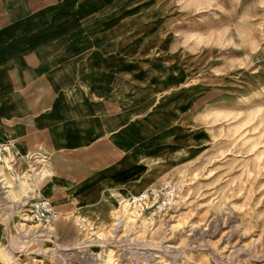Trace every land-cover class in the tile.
<instances>
[{
    "label": "rangeland",
    "instance_id": "rangeland-1",
    "mask_svg": "<svg viewBox=\"0 0 264 264\" xmlns=\"http://www.w3.org/2000/svg\"><path fill=\"white\" fill-rule=\"evenodd\" d=\"M118 6L134 22L120 42L163 73V120L176 127L144 189L176 182L177 201L146 219L134 193L118 195L107 216L66 214L52 240L28 243L14 224L28 234L48 230L20 210L0 211L1 264H12L2 250L10 247L18 264H108L110 255L111 264H264V0L108 7Z\"/></svg>",
    "mask_w": 264,
    "mask_h": 264
},
{
    "label": "crops",
    "instance_id": "crops-1",
    "mask_svg": "<svg viewBox=\"0 0 264 264\" xmlns=\"http://www.w3.org/2000/svg\"><path fill=\"white\" fill-rule=\"evenodd\" d=\"M105 1L0 0V142L48 156L53 176L40 185L55 224L107 216L177 139L163 73L120 42L133 18Z\"/></svg>",
    "mask_w": 264,
    "mask_h": 264
},
{
    "label": "built area",
    "instance_id": "built-area-1",
    "mask_svg": "<svg viewBox=\"0 0 264 264\" xmlns=\"http://www.w3.org/2000/svg\"><path fill=\"white\" fill-rule=\"evenodd\" d=\"M43 154L38 151L31 154L19 152L11 141L0 142V202L6 201L4 205L0 203V211L20 210L22 213L30 215L32 221L40 225L41 228L49 230L59 219L60 212L48 196L35 189L33 195L28 196L24 202H11L8 197L10 182L18 187L27 180H33V172L39 167L40 161L49 159L46 154ZM178 191L179 184L170 181L141 191L134 201L144 215L148 217L161 215L177 201ZM8 216H11V213ZM20 230L23 229L20 228ZM21 233L24 235L25 231L23 230ZM34 236L33 234L29 239H26L29 236L24 237V239L28 242L33 239L38 241H48L49 239L50 241L54 235L53 232H50L48 236Z\"/></svg>",
    "mask_w": 264,
    "mask_h": 264
},
{
    "label": "bare ground",
    "instance_id": "bare-ground-1",
    "mask_svg": "<svg viewBox=\"0 0 264 264\" xmlns=\"http://www.w3.org/2000/svg\"><path fill=\"white\" fill-rule=\"evenodd\" d=\"M31 154V153H30ZM43 154V153H42ZM44 155V154H43ZM30 156V155H29ZM50 164V162H49V159H43V160H41L40 161V165H39V167L36 169V170H34V172H33V174H34V176H33V180L32 181H29V180H27V182H25L22 186H18V187H16V186H14V184L13 183H9V185H8V197L10 196V198L11 199H13L15 202H24V198L26 199L28 196H31V195H33V192H35L34 190L36 189V190H38V192L39 193H41V194H43L42 192H41V189H40V184L46 179V178H48V176H53V170L50 172V169L48 170V165ZM50 177V178H51ZM11 189H16V190H19V191H21V194H22V196H21V198L19 199V200H16V199H14L13 198V196H12V193H16L17 191H15V190H11ZM148 189V188H147ZM144 190H146V189H144ZM11 191H12V193H11ZM141 191H143V190H141ZM141 191H139V192H136V193H134V195H133V200H132V204H133V207L135 208V212L140 216V217H142V218H146V219H148L144 214H143V212L142 211H140V209L138 208V206H137V204L135 203V197L137 196V194L138 193H140ZM16 194H18V193H16ZM31 218V217H30ZM26 220V219H25ZM31 220H32V218H31ZM8 224V227L10 228V227H12L11 226V224H10V222L9 223H7ZM6 224V225H7ZM36 224V223H35ZM38 225V224H37ZM40 226V225H39ZM14 227H15V229L17 230V232H18V234H20L21 235V238H22V241L23 242H28V240H26V239H24V237H27V236H31V235H33V234H28L26 231H25V229H23V228H21L22 226L20 225V224H14ZM18 228L20 229H23L24 231H25V234L23 235V233H21V231H23V230H20V231H18ZM40 228H41V226H40ZM42 230H45L44 228H41ZM50 232H53V235H54V232H55V230H54V226H52V227H50V229L48 230V233H50ZM44 234V233H43ZM35 236L34 237H36L38 234H34ZM49 235V234H48ZM48 235H46V236H48ZM43 236H45V235H43ZM49 240V239H48ZM11 251H12V248L10 247L9 248ZM9 249H2L4 252H5V254L7 255V258L10 260V262L12 263V264H18L17 263V258L12 254L13 252H10V250ZM2 252V251H1ZM112 259H113V257L110 255L109 256V259H108V264H111V261H112Z\"/></svg>",
    "mask_w": 264,
    "mask_h": 264
}]
</instances>
